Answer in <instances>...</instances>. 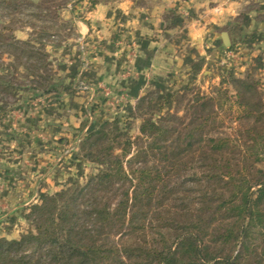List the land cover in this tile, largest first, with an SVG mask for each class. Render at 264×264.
I'll use <instances>...</instances> for the list:
<instances>
[{
    "label": "trees",
    "instance_id": "16d2710c",
    "mask_svg": "<svg viewBox=\"0 0 264 264\" xmlns=\"http://www.w3.org/2000/svg\"><path fill=\"white\" fill-rule=\"evenodd\" d=\"M12 34L0 32L9 55L46 71V57ZM5 78L0 87L12 91L14 78ZM231 85L233 96L217 90L196 99L187 121L142 114L133 139L118 121L92 129L82 150L97 172L41 194L30 230L0 238V264H264V98L255 83ZM146 103L139 98L136 110ZM221 116L232 134L221 130Z\"/></svg>",
    "mask_w": 264,
    "mask_h": 264
},
{
    "label": "rangeland",
    "instance_id": "374dc122",
    "mask_svg": "<svg viewBox=\"0 0 264 264\" xmlns=\"http://www.w3.org/2000/svg\"><path fill=\"white\" fill-rule=\"evenodd\" d=\"M94 1L105 7L81 49L76 25L86 22L87 5L79 10L75 0H0L3 36L13 32L18 41L30 40L49 65L28 71L25 64L34 61L18 62L0 44V79L14 78L12 91L5 83L0 87V238L16 240L30 230L29 209L41 194L83 185L97 172L83 158L82 144L104 122L118 121L122 131L128 124L133 139L142 114L157 120L169 113L187 121L196 99L214 97L217 90L233 96L232 78L255 83L264 98V46L257 32L229 47L211 34L193 43L187 15L165 10L160 27L139 38L126 27L120 0ZM137 38L146 52L141 62ZM40 88L58 90V96L41 95ZM143 96L150 103L136 110ZM226 126L227 120L221 130L232 134Z\"/></svg>",
    "mask_w": 264,
    "mask_h": 264
},
{
    "label": "crops",
    "instance_id": "0c3cea01",
    "mask_svg": "<svg viewBox=\"0 0 264 264\" xmlns=\"http://www.w3.org/2000/svg\"><path fill=\"white\" fill-rule=\"evenodd\" d=\"M75 1H78L76 7L79 10L86 5L88 7V16L84 18L86 22L78 21L76 25L78 35L75 42L81 46L89 41L92 22L99 19L97 13L103 12L101 7L105 5L94 0ZM117 8L125 16L126 27L133 28L134 35L139 38L142 33L159 28L160 14L169 10L187 15L186 27L192 30L190 37L194 39L193 43H202L209 34L212 35V41L220 43L222 33H226L230 44H234L248 38L255 31L258 33V43L264 46V0H120ZM139 38L135 43L140 53L138 60L141 62L146 52L139 44L142 42Z\"/></svg>",
    "mask_w": 264,
    "mask_h": 264
},
{
    "label": "water",
    "instance_id": "95a60500",
    "mask_svg": "<svg viewBox=\"0 0 264 264\" xmlns=\"http://www.w3.org/2000/svg\"><path fill=\"white\" fill-rule=\"evenodd\" d=\"M221 40H222V44H223L224 47H229L230 42L228 40V36H227L226 33H222Z\"/></svg>",
    "mask_w": 264,
    "mask_h": 264
}]
</instances>
